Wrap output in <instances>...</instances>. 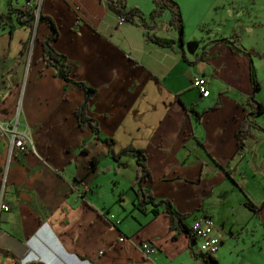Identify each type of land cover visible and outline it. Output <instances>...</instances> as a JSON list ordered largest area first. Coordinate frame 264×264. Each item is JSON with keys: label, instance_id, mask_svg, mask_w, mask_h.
Segmentation results:
<instances>
[{"label": "crops", "instance_id": "0c3cea01", "mask_svg": "<svg viewBox=\"0 0 264 264\" xmlns=\"http://www.w3.org/2000/svg\"><path fill=\"white\" fill-rule=\"evenodd\" d=\"M24 1L10 4L26 22L34 14L32 27L12 14L0 26V124L8 125L18 110L17 129L27 132L34 149L13 148L8 158L9 134L0 131L1 203L7 207L0 209V264H201L190 254L202 251L200 239L171 231L160 208L140 210L134 171L118 167L111 178V165L100 168V153L87 143L104 145L110 159L108 144L99 139H112L115 150L129 144L144 149L151 179L142 186L157 201L170 200L178 212L192 214L191 224L207 214L218 237L233 234L241 221L247 226L253 217L245 195L264 203V112L250 116L262 128H250L237 154L236 130L252 91L250 58L229 42H214L237 37L242 4L175 0L183 16L184 59L167 11L146 28L138 17L120 22L107 0H41L38 12L56 22L53 46L66 56L71 77L96 91L87 114L98 126L97 139L90 128H79L73 114L84 91L45 65L40 41L47 26L37 24ZM125 1L148 20L153 0ZM243 9L249 12L247 4ZM6 11L0 0V13ZM150 35L175 43L162 46ZM242 46L253 58L264 56V50ZM254 66L262 83L255 99L264 105V69ZM198 75L207 78L206 97L192 84ZM125 156L120 161L127 168ZM237 206L245 217H235ZM263 211L264 204L257 215ZM142 240L155 251L145 255Z\"/></svg>", "mask_w": 264, "mask_h": 264}, {"label": "trees", "instance_id": "16d2710c", "mask_svg": "<svg viewBox=\"0 0 264 264\" xmlns=\"http://www.w3.org/2000/svg\"><path fill=\"white\" fill-rule=\"evenodd\" d=\"M10 2L11 0H7L6 13H0V26L4 24V19L9 18L8 15L12 14L13 16H15L18 24L31 28L33 24L31 20L35 18L34 14L29 13L27 18L29 22H26V20L20 18V16H22V11L20 9L11 7ZM153 3L154 6L148 14V20L145 21L143 13L138 8H128L125 0H107L108 7L114 13L121 16L124 21L133 23L135 22V17H138L139 21L143 25H145L146 28H154L158 23V18L161 17L163 13L167 11L169 13L168 23L178 34L176 42L178 43L182 57L184 59H187L183 48V16L178 3L174 0H153ZM31 8L33 9V7ZM36 22L37 24L39 22H43L47 26V33L40 41L41 55L45 65L54 68L55 74L58 77L62 78L64 81L69 83L71 82L74 85L79 86L84 91V99L79 104V106L73 111V114L77 120L79 128H90L94 132L95 138L99 139L97 136L98 126L95 121L87 114L89 102L96 92L95 89L85 84L83 81H77L71 77V66L66 56L57 51L53 46V41L56 40L59 36V30L54 19L38 12L36 15ZM149 39L162 46L171 45L175 43L174 39L161 38L153 35H150ZM214 42H229L234 48L238 49L240 52L247 54L250 58V79L252 83V91L250 95L246 98L247 104L249 105V111L244 117V119L239 123L236 130L237 154H241L245 148L246 140L251 136L250 128L253 125L262 128L260 125L250 119V116L262 114L264 112V105L255 99V93L261 88V83L258 78L256 68L254 66L252 51L247 50L242 45L238 44L236 39L230 40L228 37L215 39ZM25 43L26 42L23 41V45H25ZM189 62L192 63L191 61ZM217 105L218 103L214 104L212 107L209 108V110L215 109ZM198 116L199 115H197V118ZM99 140L104 141L108 144V155L115 162H117L118 166H125V162H120L122 156L131 155L134 157L136 166V178L132 183V188L135 191L136 206L140 210H144L146 206H152V209L155 213H157V209L160 208V211L165 214L169 219V228L171 231L175 233H185L190 237L191 240L194 241L196 237L191 233L185 221L188 218L189 214H183L178 212L170 200L164 199L157 201L154 198L152 192L145 186H142V182L151 179V173L147 163V153L145 152V150L142 148L135 147L132 144H129L119 150H115L112 147V139ZM95 164L96 158H92L90 161V168L92 170L94 169ZM263 204L264 203L257 205L245 195L243 205L255 214H258L260 212ZM215 252L201 251L197 253L191 251L190 254L193 258L199 260L201 264H220L216 255L214 254Z\"/></svg>", "mask_w": 264, "mask_h": 264}, {"label": "rangeland", "instance_id": "374dc122", "mask_svg": "<svg viewBox=\"0 0 264 264\" xmlns=\"http://www.w3.org/2000/svg\"><path fill=\"white\" fill-rule=\"evenodd\" d=\"M5 1L7 2V0H4V2ZM186 1L187 0H185V2ZM238 2L242 4V6L239 7L240 19L237 20L236 24L237 41H241L242 45L249 49L251 48L253 51L264 50V0H239ZM246 4L249 7L248 13L243 9V6ZM184 6H186V4ZM35 15H37V13H35ZM223 30L226 31L228 28ZM253 62L264 69V56H254ZM95 145L96 144H93V146H91L87 143V146L100 153V163L98 165L100 168L111 165L108 176L111 178L114 177L115 170L118 167L120 169H126L125 173L134 171V174H136L134 157L131 155L125 156L128 161V166H126L127 168H124V166H118L117 162L108 158L105 153H102L103 151H101V147L104 145L98 144L100 145V149L99 146L97 147ZM106 169L107 168H104V171ZM105 189V192L108 191L110 193V190L107 187H105ZM234 212L235 217H245L241 211H239L238 206L235 208ZM249 213L251 215L250 217H253V219L249 221L247 226L244 225L246 224L244 221H241V223H236V226L232 227V230L234 231L233 234L225 231L218 237L219 249L214 254L220 264H264V211L262 217L253 212ZM192 217L193 215L190 214L186 219L189 224H191ZM119 241H121L120 238ZM201 242L200 239V245Z\"/></svg>", "mask_w": 264, "mask_h": 264}, {"label": "built area", "instance_id": "2783aa9c", "mask_svg": "<svg viewBox=\"0 0 264 264\" xmlns=\"http://www.w3.org/2000/svg\"><path fill=\"white\" fill-rule=\"evenodd\" d=\"M41 0H25L24 6L25 7H33L36 13H38V6ZM120 22L123 21L122 17H119ZM193 86L196 88V90L200 93L202 97H206L209 95V89L207 87V80L203 76H195L192 80ZM17 113L18 110L15 113V116L12 118V121L6 125L3 126V124H0V131L1 132H7L9 134V147H8V158L11 155L12 149H18V150H31L33 151V143L28 136L27 132L24 130H18L17 129ZM5 180V171L2 175V182L0 187V209L6 210L7 207L1 203V193L2 188ZM213 227L214 223L212 219L207 215L202 213L201 215L197 216L191 226L190 231L191 233L198 239H201V249L202 251L206 252H215L218 248V238L213 233ZM125 238L122 236L120 237V240L123 241ZM140 247L143 250V253L145 255H149L155 251V245L147 240H142L140 242Z\"/></svg>", "mask_w": 264, "mask_h": 264}]
</instances>
